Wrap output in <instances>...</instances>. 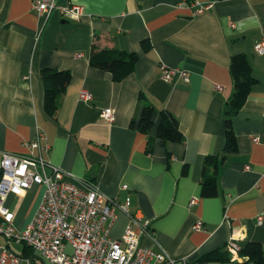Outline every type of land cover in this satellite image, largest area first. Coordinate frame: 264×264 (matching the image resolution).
Segmentation results:
<instances>
[{"label": "crops", "instance_id": "1", "mask_svg": "<svg viewBox=\"0 0 264 264\" xmlns=\"http://www.w3.org/2000/svg\"><path fill=\"white\" fill-rule=\"evenodd\" d=\"M183 1L58 0L60 8L83 6V18L71 21L59 10L39 17L32 0H0V162L3 153L28 155L39 129L53 165L95 183L119 203L131 198V214L150 222L141 237L144 247L163 250L179 264L220 249L228 250L232 264H252L229 244L264 246V54L255 51L264 41V0ZM193 1L210 7L195 16ZM94 49L126 51L139 60L130 76L115 82L90 65ZM236 55L248 58L256 83L231 118L238 152L223 158ZM162 67L185 70L190 81L180 75L166 81ZM43 69L72 75L54 117L45 111ZM82 92L91 98L83 100ZM145 105L155 109L148 135L131 128ZM107 108L114 122L103 117ZM162 110L178 120L182 142L157 138ZM207 158L218 160L209 169L216 175L215 197L203 195ZM44 193L36 185L8 197L18 230L32 222ZM128 224L120 213L112 237L119 239ZM7 245L0 235V248ZM9 248L21 264H50L25 244L12 242Z\"/></svg>", "mask_w": 264, "mask_h": 264}, {"label": "built area", "instance_id": "2", "mask_svg": "<svg viewBox=\"0 0 264 264\" xmlns=\"http://www.w3.org/2000/svg\"><path fill=\"white\" fill-rule=\"evenodd\" d=\"M57 3L58 0H32V8L39 17L48 18L59 10L71 21L83 18V6L70 4L60 8ZM187 4V0L182 2V5ZM192 5L196 7L195 16L202 15L210 7L198 1H193ZM255 51L264 54V41L255 46ZM176 75L190 81L189 72L162 67L164 80L171 81ZM81 98L89 100L91 95L82 92ZM102 115L109 122L115 121L116 115L111 108L103 110ZM28 148L26 156L1 154L0 235L6 238L8 245L0 248V264L8 261L21 264L22 259L9 248L12 242L25 244L50 264H179L167 252L142 245L141 237L147 234L150 222L142 224L131 214L130 197L119 203L106 196L95 183L77 180L53 165L46 158L50 150L47 136L39 129ZM36 185L45 188L43 200L28 227L18 230L14 225L15 216L6 205L7 199L12 194L23 196ZM123 189L128 190V186ZM196 202L192 200L191 205ZM120 213L128 216L129 224L123 235L114 239L112 230ZM262 221L260 216L258 222ZM202 228L201 223L196 225V229ZM229 246L238 255L241 246L233 241ZM180 264H186L185 260Z\"/></svg>", "mask_w": 264, "mask_h": 264}, {"label": "trees", "instance_id": "3", "mask_svg": "<svg viewBox=\"0 0 264 264\" xmlns=\"http://www.w3.org/2000/svg\"><path fill=\"white\" fill-rule=\"evenodd\" d=\"M144 49L147 51L150 46L144 42ZM138 56L134 53L126 51L99 50L94 49L90 65L94 68L101 69L110 73L115 82H121L130 76L138 63ZM231 71L234 79V95L226 109V145L223 158L230 154L238 152V140L233 129L231 118L236 116L244 107L250 95L252 86L256 83L252 75V67L248 58L244 55H236L231 59ZM41 79L46 87L45 94V111L48 115L54 117L59 109L60 100L65 94L68 85L72 80V75L68 71H59L53 69H43L41 71ZM140 101H144V94L141 93ZM155 109L151 105H145L140 111L138 117L133 119L131 128H137L143 134H149L154 126ZM161 124L158 129L157 138L163 142H182L183 134L179 130V122L176 117L169 111L162 110L160 112ZM218 160L216 158H207L205 160L203 170V195L204 197H215L217 189V181L215 173L210 174L209 169L217 168ZM0 180L3 171L0 168ZM29 248V247H28ZM31 249V248H30ZM32 250V249H31ZM240 257L247 258L248 263L264 264V246L257 242H249L241 247ZM232 264L231 254L228 250L220 249L204 256H201L192 264Z\"/></svg>", "mask_w": 264, "mask_h": 264}, {"label": "rangeland", "instance_id": "4", "mask_svg": "<svg viewBox=\"0 0 264 264\" xmlns=\"http://www.w3.org/2000/svg\"><path fill=\"white\" fill-rule=\"evenodd\" d=\"M68 251H69V252H71V250H70V249H69Z\"/></svg>", "mask_w": 264, "mask_h": 264}]
</instances>
